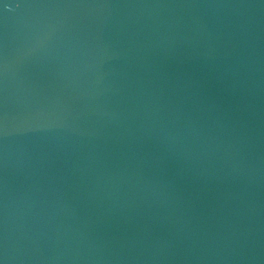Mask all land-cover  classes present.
Masks as SVG:
<instances>
[{"label":"water","instance_id":"water-1","mask_svg":"<svg viewBox=\"0 0 264 264\" xmlns=\"http://www.w3.org/2000/svg\"><path fill=\"white\" fill-rule=\"evenodd\" d=\"M181 0H0V251L91 105Z\"/></svg>","mask_w":264,"mask_h":264}]
</instances>
